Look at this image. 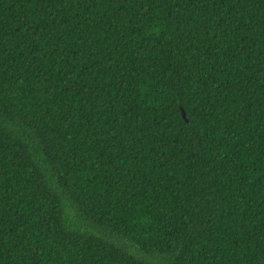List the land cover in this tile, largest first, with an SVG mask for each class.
Listing matches in <instances>:
<instances>
[{"label": "trees", "instance_id": "16d2710c", "mask_svg": "<svg viewBox=\"0 0 264 264\" xmlns=\"http://www.w3.org/2000/svg\"><path fill=\"white\" fill-rule=\"evenodd\" d=\"M0 264H264V0H0Z\"/></svg>", "mask_w": 264, "mask_h": 264}, {"label": "water", "instance_id": "95a60500", "mask_svg": "<svg viewBox=\"0 0 264 264\" xmlns=\"http://www.w3.org/2000/svg\"><path fill=\"white\" fill-rule=\"evenodd\" d=\"M182 114H183V116H185V112H184V110L182 109Z\"/></svg>", "mask_w": 264, "mask_h": 264}]
</instances>
